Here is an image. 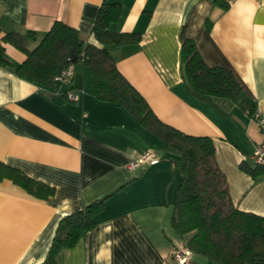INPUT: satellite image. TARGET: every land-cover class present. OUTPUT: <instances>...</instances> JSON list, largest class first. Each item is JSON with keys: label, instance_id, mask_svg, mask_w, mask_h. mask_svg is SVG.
Masks as SVG:
<instances>
[{"label": "crops", "instance_id": "crops-1", "mask_svg": "<svg viewBox=\"0 0 264 264\" xmlns=\"http://www.w3.org/2000/svg\"><path fill=\"white\" fill-rule=\"evenodd\" d=\"M107 1L121 4L111 30L141 33L139 43L112 50L119 72L161 122L209 136L234 206L264 216V175L253 177L240 166L253 164L250 156L263 140L256 117L264 116V58L258 54L264 0H224L227 9L214 0ZM102 2L0 0V41L9 31L29 30L38 40L59 20L85 43L100 46L93 25ZM185 38L194 40L207 65L234 72L245 99L200 100L187 90ZM3 46L13 64L25 60L11 43ZM68 92L79 99H69ZM170 149L179 156L125 107L97 99L80 61L69 84L33 83L0 65V162L54 188L41 199L0 179V264H46L62 216L105 197L93 227L74 246L57 251V264H179L173 253L189 234L181 237L171 225L181 175L179 157L163 158ZM147 150L159 161L130 169ZM191 257L192 264H211L204 256Z\"/></svg>", "mask_w": 264, "mask_h": 264}, {"label": "trees", "instance_id": "trees-1", "mask_svg": "<svg viewBox=\"0 0 264 264\" xmlns=\"http://www.w3.org/2000/svg\"><path fill=\"white\" fill-rule=\"evenodd\" d=\"M214 3L228 8L224 0ZM121 14V4L103 0L93 25L100 46L85 43L78 31L56 20L37 40L33 31H9L0 41V65L11 68L19 77L37 84L54 82L57 71L69 58L82 63L91 75L92 93L125 107L149 132L179 152L180 185L171 215V225L186 238L183 247L191 255L206 257L211 264H264V216L239 210L231 201L227 179L215 159V145L209 136L185 134L161 122L145 98L117 69L112 50L137 44L141 33L115 32L110 29ZM210 28V23L207 22ZM36 41L33 48L26 41ZM3 43H11L25 54V60L13 64L5 56ZM182 74L187 90L197 99H245L234 72L227 67L209 66L201 57L193 39L185 38L181 46ZM250 113H253L250 110ZM253 177L264 175V164L241 163ZM9 178L31 195L44 199L54 188L29 177L20 169L0 162V179ZM107 197L95 200L81 209L65 214L59 220L46 264H57L55 255L62 248L74 246L95 224V215L104 207ZM192 257L179 264H192Z\"/></svg>", "mask_w": 264, "mask_h": 264}, {"label": "built area", "instance_id": "built-area-1", "mask_svg": "<svg viewBox=\"0 0 264 264\" xmlns=\"http://www.w3.org/2000/svg\"><path fill=\"white\" fill-rule=\"evenodd\" d=\"M82 55L83 53H81L80 57L78 58V61L80 62H82V57H83ZM76 63L77 62H73L68 58L66 64L62 67V69L55 74L53 78L54 81L61 82L63 84H69L74 77ZM67 96L71 100L79 99V95L74 94L73 92H68ZM256 121L262 131L263 140L254 147L253 153L250 156V160L254 164L262 165L264 164V116L256 117ZM158 161L159 159L155 156V154L152 151L147 150L144 153H142L137 158V160L130 163L129 168L134 170L135 168L142 167L144 165L155 164ZM173 257L178 263H183L190 259L191 253L184 247H181L174 251Z\"/></svg>", "mask_w": 264, "mask_h": 264}, {"label": "rangeland", "instance_id": "rangeland-1", "mask_svg": "<svg viewBox=\"0 0 264 264\" xmlns=\"http://www.w3.org/2000/svg\"><path fill=\"white\" fill-rule=\"evenodd\" d=\"M163 158L166 159H177L178 161V155L176 154V152L172 149H170V151L166 150V152H163Z\"/></svg>", "mask_w": 264, "mask_h": 264}, {"label": "clouds", "instance_id": "clouds-1", "mask_svg": "<svg viewBox=\"0 0 264 264\" xmlns=\"http://www.w3.org/2000/svg\"><path fill=\"white\" fill-rule=\"evenodd\" d=\"M258 54L260 55L261 58H264V44H262L258 49Z\"/></svg>", "mask_w": 264, "mask_h": 264}]
</instances>
